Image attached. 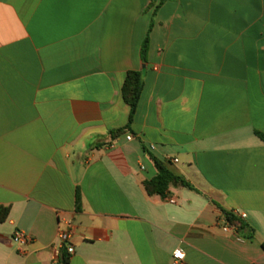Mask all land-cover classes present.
<instances>
[{"label":"crops","instance_id":"1","mask_svg":"<svg viewBox=\"0 0 264 264\" xmlns=\"http://www.w3.org/2000/svg\"><path fill=\"white\" fill-rule=\"evenodd\" d=\"M256 132L264 0H0V264H59L69 222L68 264H264ZM153 158L191 187L149 195Z\"/></svg>","mask_w":264,"mask_h":264},{"label":"trees","instance_id":"2","mask_svg":"<svg viewBox=\"0 0 264 264\" xmlns=\"http://www.w3.org/2000/svg\"><path fill=\"white\" fill-rule=\"evenodd\" d=\"M149 47V35L146 37L142 45V59L145 61L146 54ZM144 89V76L142 72L130 71L127 73L123 87L122 97L125 103L130 108L128 125L114 133V136H119L126 131L130 130L135 117L138 104L140 102L142 92ZM256 135L264 142V134L256 132ZM155 166L158 170V175L150 181L144 182V188L149 195H160L166 197L169 188L172 184H180L185 187H191V185L174 169L171 162L161 161L157 158H153ZM78 202L80 201V195H77ZM10 213L9 207H0V223L7 220ZM225 218L231 225H242V222L231 212H225ZM69 256L66 249H62L59 264H68Z\"/></svg>","mask_w":264,"mask_h":264},{"label":"built area","instance_id":"3","mask_svg":"<svg viewBox=\"0 0 264 264\" xmlns=\"http://www.w3.org/2000/svg\"><path fill=\"white\" fill-rule=\"evenodd\" d=\"M127 140L131 141V140H133V137L131 135H129V136H127ZM151 149H155L154 146H152ZM174 162L177 163L178 160H175ZM168 202L176 203V200L174 198H168ZM239 217L242 219H245L246 214H239ZM224 231H228V229L225 228ZM73 236H74V230L72 227V222H69L68 223V229L61 232L59 235V241L61 244V246H60L61 252H62V249H66V251L69 255H72L74 253V248L71 245ZM30 241H31V237L22 233V232H18L14 235V242L19 244V245H26ZM60 257H61V255H60ZM172 264H185V254L180 250L174 252Z\"/></svg>","mask_w":264,"mask_h":264}]
</instances>
